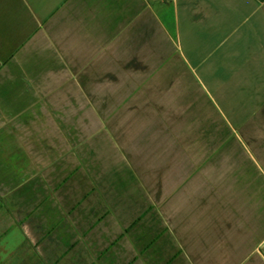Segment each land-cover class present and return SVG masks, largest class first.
Wrapping results in <instances>:
<instances>
[{"label":"crops","instance_id":"obj_1","mask_svg":"<svg viewBox=\"0 0 264 264\" xmlns=\"http://www.w3.org/2000/svg\"><path fill=\"white\" fill-rule=\"evenodd\" d=\"M0 264H264V0H0Z\"/></svg>","mask_w":264,"mask_h":264},{"label":"rangeland","instance_id":"obj_2","mask_svg":"<svg viewBox=\"0 0 264 264\" xmlns=\"http://www.w3.org/2000/svg\"><path fill=\"white\" fill-rule=\"evenodd\" d=\"M217 97V96H215ZM206 102H198V108L200 110L205 108ZM238 102L229 101L226 102L224 100H213V114H212V126L213 130L216 128L217 130H224V134H214L215 138L224 137V150H234V158H240L238 163L241 164L243 168H248L246 172H253L251 170L250 162L246 160V155L243 153V148H246L247 152L250 155H254L253 141L251 139V135L249 133H242L233 131V128H229L226 123H231L236 125V110H237ZM202 107V108H201ZM208 110V108H207ZM202 112V111H201ZM205 119V118H204ZM203 119V120H204ZM209 123V118H208ZM231 130H229V129ZM220 133V132H219ZM263 167V166H262Z\"/></svg>","mask_w":264,"mask_h":264}]
</instances>
